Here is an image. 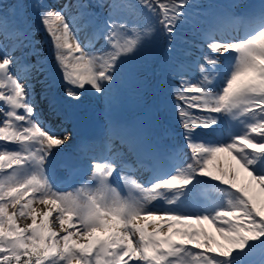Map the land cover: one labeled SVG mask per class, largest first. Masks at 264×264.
Returning <instances> with one entry per match:
<instances>
[{
    "label": "snow or ice",
    "instance_id": "obj_1",
    "mask_svg": "<svg viewBox=\"0 0 264 264\" xmlns=\"http://www.w3.org/2000/svg\"><path fill=\"white\" fill-rule=\"evenodd\" d=\"M34 6L50 38L63 95L79 101L82 92L91 91L111 101L123 58L153 33L151 26L130 27L122 10L143 8L157 17L171 51L177 25L189 22L185 9L190 5L189 0H75L59 10ZM26 7L17 0L12 18L22 20ZM105 8L102 23L82 43L79 33L101 19L93 9ZM65 9H75L84 24L73 26ZM0 15L7 21V12ZM19 35L28 39L26 31ZM100 39V48L89 51ZM204 39L209 52L203 63L197 61L203 79L192 83L180 74L176 90L192 163L175 174L157 171L147 185L122 175L138 197L122 196L110 183L121 167L113 157H90L95 188L72 193L54 187L57 167L71 173L79 166L78 158L63 154L69 135L61 138L41 123L32 84L13 71L17 58L7 50L0 53V264H264V3L249 14L244 35L215 39L208 34ZM32 67L37 73L44 70L39 61ZM215 77L223 81L216 86L219 91L207 86ZM224 117L238 121L242 130L227 142L201 138L218 136ZM120 139L137 164L155 155L139 135L125 133ZM124 169L132 166L124 164ZM198 177L223 185L217 190L226 200L189 213L182 205L192 191L189 185L200 183ZM160 199L167 207H149ZM20 219L30 222L21 225ZM257 255L255 262L251 257Z\"/></svg>",
    "mask_w": 264,
    "mask_h": 264
},
{
    "label": "rangeland",
    "instance_id": "obj_2",
    "mask_svg": "<svg viewBox=\"0 0 264 264\" xmlns=\"http://www.w3.org/2000/svg\"><path fill=\"white\" fill-rule=\"evenodd\" d=\"M222 2L228 3L233 11H236L237 1L244 0H220ZM264 1V0H261ZM25 3L26 10L24 11L22 20H14L12 18V5L17 3V0H0V12H7L8 19L4 20L3 16L0 15V53L5 50L9 51L15 58H17V64L13 71L21 77V79L26 80L32 84V97L33 102L36 106L37 118L46 127L50 128L52 131L56 132L61 138L67 133L69 136L73 133L71 126L73 123V114H68L66 112L65 105L68 103L67 98L62 94L59 86L63 84L59 73L55 70V61L52 55V46L48 34L43 29V26L39 23V10L34 6L36 3H43L53 8V10H59L64 4L75 3V0H23ZM131 1H126L125 3H130ZM89 3H96V0H89ZM189 7L185 9L188 13V23L178 24L177 31L182 33V37H190L189 41L183 39L179 35H175V40L172 44L171 51L168 50V39L164 34L163 29L157 23L158 18L149 13L146 9L140 8L139 11L124 9L121 15L127 18L129 26L135 25L138 29L142 30L146 26H151L153 28V33L151 36H146L142 40V46L137 49L136 52L131 54L124 59L123 65V75L119 82L118 90L114 92V96L109 101L104 97L95 95L91 91L83 92L86 96L87 102H93L96 104L94 110H90L92 114H97L99 118L100 126H105L110 123L116 125L121 122L125 124V128L130 126L137 131L143 140H146L147 130L150 124L153 123V131H159L161 135L153 131L152 134L155 136L156 140L161 142L164 148L165 155L167 156L170 151V145L176 143L177 138L169 133V125H180L181 118L179 116V107L183 106V102H178L173 100L176 96V90L179 85H173L171 80L180 81V74L190 80L192 83L200 82L203 77L199 72L198 64L197 71L193 74L185 75L179 68L180 57L188 59L190 54H186L182 48L185 46L193 47V44L197 40H203L205 46L202 47V57L204 53L209 52L207 48V42L204 37L211 34L215 39H227L230 37H239L242 35L228 36L223 29L227 27L225 23L222 22L223 15L216 12L213 0H189ZM220 6V5H219ZM221 9V8H220ZM224 9V8H223ZM97 9H93L95 12ZM227 14L231 16L234 14L232 10L225 9ZM216 14L215 17H211L210 14ZM65 15L69 19V22L73 26H81L80 22L82 18L79 17L75 9H65ZM218 15V17H216ZM102 21L103 16L100 17ZM233 18V17H232ZM238 18H233L228 21V24L235 23ZM241 26L248 27L249 18L241 19ZM84 21V20H83ZM7 24L8 32L5 33V25ZM32 27L31 31L33 36L30 42H25L22 36L19 35L21 32H25L28 28ZM90 25L87 27L89 28ZM243 29V28H241ZM176 31V33H177ZM244 35V34H243ZM81 39V38H80ZM23 41V43H21ZM83 43V40L81 39ZM104 43L102 39L98 40L94 48L88 49L93 51L99 49ZM180 56V57H179ZM199 58V59H198ZM199 63H203V59L198 57ZM192 59V58H191ZM224 58L221 57V62ZM196 60V61H197ZM39 61L43 66V71L37 73L32 65H35ZM146 64V62H151ZM26 62L29 64L22 72L17 71L16 67ZM223 64V63H222ZM22 70V69H20ZM214 79V78H213ZM223 81L217 85H221ZM209 87H214V82L208 85ZM216 91H219L215 88ZM68 106V105H67ZM77 103H72L74 110ZM69 110V108L67 107ZM195 111V110H190ZM79 113V110H78ZM75 113V114H78ZM197 115H207V113H196ZM117 120H122L118 122ZM166 123V124H165ZM122 124V125H123ZM182 127V126H181ZM242 130L239 129L235 133H239ZM200 132H207V129H199ZM77 132L73 133L66 146H64V155L77 154L75 141L79 142L78 136L75 140ZM182 135H184V129L182 127ZM135 135V134H133ZM231 135V134H230ZM230 135L224 140L227 142ZM112 138L115 136L112 135ZM149 139H154L151 137ZM75 140V141H74ZM117 140V138L115 139ZM80 144V143H79ZM127 149H129L126 143H123ZM18 148V145L16 146ZM187 151L182 159V161L176 166L171 167L169 164V170L166 172L168 174H175L177 168L186 167L188 163H192L191 153ZM79 153V152H78ZM79 157V155H78ZM81 161L80 158L78 159ZM171 161V158H169ZM63 167H57L56 171H63ZM130 176L131 175H125ZM200 183L195 184L192 188L191 193L187 198L184 199V203L191 202H206L210 199H215L214 197L221 196L222 200L216 201L212 207L220 204L223 200V193L220 195V191L217 188H223V185H219L217 182L210 180L205 177H198ZM151 181V180H150ZM142 184V183H140ZM198 191L196 192V190ZM61 191V190H59ZM62 192H72L75 193L74 189L65 190ZM203 192V193H200ZM39 210L44 209V205L34 204ZM165 206H160L158 208H164ZM211 207V208H212ZM9 211H12L11 207ZM30 222L23 219L18 220L21 225ZM255 262L260 260L259 255L251 257Z\"/></svg>",
    "mask_w": 264,
    "mask_h": 264
},
{
    "label": "bare ground",
    "instance_id": "obj_3",
    "mask_svg": "<svg viewBox=\"0 0 264 264\" xmlns=\"http://www.w3.org/2000/svg\"><path fill=\"white\" fill-rule=\"evenodd\" d=\"M248 3H249V6L247 8V12H248L247 18H249V14L253 10L257 9L261 3H264V1H262V2H260L259 0L237 1L236 11L238 12L240 10V8L237 6L238 4L246 5ZM237 12L235 14H237ZM218 13L224 14L222 22L225 23L227 27L224 26L223 29L225 30V32L228 36L243 35L247 31L248 27L244 28L243 26H241L242 24H238V23L242 22L241 18H238L239 20H235V23L232 22L231 25L228 24V21H230L233 18H237V16L234 15L233 13H231V16H229L227 14V12L225 11V9H219ZM215 15L216 14H214V13L210 14L211 17H215ZM216 17H218V15ZM80 24H82V25L84 24L83 19L80 22ZM92 27H93V24H90L89 28H86L79 33V36L83 41H85V35L86 34L90 36V34L92 32ZM241 28H243V29H241ZM230 38H232V37H230ZM225 55H228V54H225ZM216 78H219V77H216ZM63 88H64V84L59 86V89L62 91V94H63ZM67 101H68V103L65 105L66 112L68 114L74 115L71 130L73 131V133L77 132V134L75 136V140H76L77 136H81L83 138V140L81 141L80 144L74 140L76 142L74 149L76 148V151L78 150L79 153L77 152L76 155L71 153L68 156H73V157H76L78 159L80 158V160L84 164L89 165V166L91 164L90 157L95 156L97 158L98 155H101V154H106L105 158L113 157V158L117 159L118 162H120L123 159L130 158V157L136 159V156L133 154V152H131L129 149H127L125 147V145L122 143L120 136L122 134H125V133L139 135V133L137 131H134V129L130 126H127V128L124 129L125 124H123L121 122L122 120H117L118 122H121L118 125H116L114 122V123L107 124L105 126H100V123H99L100 121H99L97 114L94 115L90 112V110H94V108H96L97 106L93 102H87L86 96L83 95V92L81 95V99L79 101H73L70 98H67ZM72 103H77L76 108L79 110V113H78V110L73 109ZM67 107L69 108V110L67 109ZM75 113H78V114H75ZM223 123H224V125H223ZM221 126H222V130L224 132V136H223V141H224L228 137L226 131H228V130L234 131V130L239 128L240 124L238 123V121H233V124L231 126H228L225 123L224 118H223V122L221 123ZM148 128L149 129L146 131L147 137H146V140H144V141L147 145H149L152 149L155 150V155H154V157L144 159L142 164L139 165V167H138L139 169L135 172L130 173V175L132 176L131 178L136 180L138 183L143 182L142 180H143L145 173L150 172V174H152V176H154V174L157 171L164 172L163 170H165L163 168V161H162V160H164L166 162V160L164 159V156H165L164 148L161 149L159 144L154 145L152 142V139H149L151 137L153 138V136H154L153 135L154 133L152 134V132H150V131L154 130L153 129L154 128L153 123L150 124V126ZM72 134H71V136H72ZM112 135L115 136V138H112ZM71 136H69V137H71ZM142 136H144V135H142ZM116 138H117V140H115ZM78 155H79V157H78ZM167 168H168V166H167ZM89 173H90V170H89ZM56 175L57 174L55 173V178H56ZM62 175H63V173H62ZM90 176H91V174H89V175L85 174L84 177H82L78 180L77 185H74L73 189L76 191L77 189H79L81 187L95 188L96 182L94 180L90 181V179H89ZM123 183H124L125 191L123 192L122 196L131 195L134 197H138L140 195L139 192L131 186L130 181H126L125 179H123ZM166 195H171V193H166ZM214 198H215V200H214L215 203H216V201H219L222 199L221 196H217V195ZM192 203H190L188 205V210H186L189 213H192L190 210ZM159 204H164V206L167 207V205L165 204L163 199H160L159 201L152 202V204H150L149 207H153V206L156 207V205H159ZM156 208H158V207H156ZM149 230H151V228H149Z\"/></svg>",
    "mask_w": 264,
    "mask_h": 264
},
{
    "label": "trees",
    "instance_id": "obj_4",
    "mask_svg": "<svg viewBox=\"0 0 264 264\" xmlns=\"http://www.w3.org/2000/svg\"><path fill=\"white\" fill-rule=\"evenodd\" d=\"M125 1H131L130 3H133V4L136 3V0H125Z\"/></svg>",
    "mask_w": 264,
    "mask_h": 264
}]
</instances>
